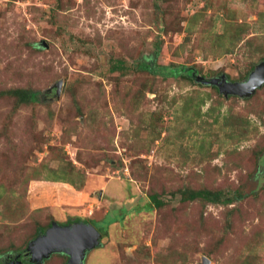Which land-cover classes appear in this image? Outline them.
<instances>
[{
    "label": "rangeland",
    "instance_id": "1",
    "mask_svg": "<svg viewBox=\"0 0 264 264\" xmlns=\"http://www.w3.org/2000/svg\"><path fill=\"white\" fill-rule=\"evenodd\" d=\"M262 63L264 0H0L1 264L76 222L84 264H264V85L207 83Z\"/></svg>",
    "mask_w": 264,
    "mask_h": 264
},
{
    "label": "water",
    "instance_id": "2",
    "mask_svg": "<svg viewBox=\"0 0 264 264\" xmlns=\"http://www.w3.org/2000/svg\"><path fill=\"white\" fill-rule=\"evenodd\" d=\"M207 83L217 86L226 97H251L264 85V63L256 67L245 83H230L225 78L212 79ZM60 89L61 84L59 91ZM101 240V232L91 223L76 222L67 226L53 223L48 230L29 243L25 254L35 264H43L53 254L60 253L69 257L68 264H84L87 254L99 248ZM203 264H210V260L204 257Z\"/></svg>",
    "mask_w": 264,
    "mask_h": 264
},
{
    "label": "trees",
    "instance_id": "3",
    "mask_svg": "<svg viewBox=\"0 0 264 264\" xmlns=\"http://www.w3.org/2000/svg\"><path fill=\"white\" fill-rule=\"evenodd\" d=\"M119 67L123 65V61H118L117 62ZM146 68L153 74H156V75H160L162 76L163 78H169V77H175V76H183V77H187L189 79H193L192 77V74L195 72L194 69H187L186 67H183L181 69H175V68H172V67H156L154 66L153 63L149 64L146 66ZM28 97V98H27ZM30 98H33V95L32 94H23L22 95V100L24 99V101H28L30 100ZM185 197H184V200H193V199H201V200H205V201H208L210 203H217L219 202L218 200V197H217V194H212L211 192L209 191H200V192H195V193H191V194H185ZM150 199L152 201V203L156 206V207H161L162 206V202L159 201L157 195H152L150 196ZM233 199H229V200H225V203H229V201H231ZM124 218V216H122L120 219L118 217H112L111 216V222L109 224H112L114 222H117L119 220H122ZM40 233L41 230L39 231ZM105 235V234H104ZM16 256H18L17 260L16 261H20L23 259V255L22 254H17Z\"/></svg>",
    "mask_w": 264,
    "mask_h": 264
},
{
    "label": "flooded vegetation",
    "instance_id": "4",
    "mask_svg": "<svg viewBox=\"0 0 264 264\" xmlns=\"http://www.w3.org/2000/svg\"><path fill=\"white\" fill-rule=\"evenodd\" d=\"M17 262V261H16ZM19 262V261H18ZM2 263V261H0V264Z\"/></svg>",
    "mask_w": 264,
    "mask_h": 264
}]
</instances>
